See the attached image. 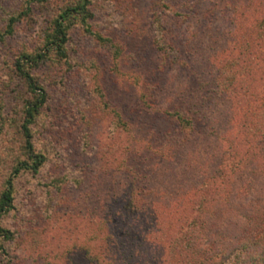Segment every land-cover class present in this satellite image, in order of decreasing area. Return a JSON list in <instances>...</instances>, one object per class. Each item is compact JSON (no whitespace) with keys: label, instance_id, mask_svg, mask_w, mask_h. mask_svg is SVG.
Here are the masks:
<instances>
[{"label":"rangeland","instance_id":"obj_1","mask_svg":"<svg viewBox=\"0 0 264 264\" xmlns=\"http://www.w3.org/2000/svg\"><path fill=\"white\" fill-rule=\"evenodd\" d=\"M62 4L0 0V195L22 157L13 65L39 49ZM91 7L113 45L79 24L67 56L35 70L48 100L32 128L47 160L15 179L0 264H193L211 239L238 240L264 216V0ZM188 230L197 254L175 243Z\"/></svg>","mask_w":264,"mask_h":264},{"label":"trees","instance_id":"obj_2","mask_svg":"<svg viewBox=\"0 0 264 264\" xmlns=\"http://www.w3.org/2000/svg\"><path fill=\"white\" fill-rule=\"evenodd\" d=\"M61 2L63 4L57 14L51 19V27L46 30L44 40L39 49L34 52L24 51L18 56L14 62L13 72L10 77V82L15 79L20 87L17 89L20 92L21 101L19 104L21 118L18 130L22 157L17 158L0 195V248L4 247L3 241L11 240L14 237L13 232L1 224V220L6 213L15 207V179L24 171H39L47 160L45 154L36 150L32 128L48 100L47 90L38 79L35 70L54 56L57 58L67 56L70 32L73 27L79 24L86 27L90 33L101 41L113 45L111 38L103 36L92 29L90 21L94 14L91 6L94 0H61ZM31 11L30 2L26 10L12 14L5 29V34L14 33L17 23L23 19L24 15L30 14ZM158 20L161 22L159 16ZM115 53L118 56L117 49ZM169 113L173 115L181 127L195 128L194 113L187 110H176ZM114 115L122 119L118 111H115ZM122 124L125 125L123 119ZM126 209L128 214L135 210L133 205L126 206ZM191 224L193 232L195 226L197 227V222L194 220ZM204 226L202 224V227ZM190 233L191 231L187 232V237L183 240L177 238L175 243H183L182 245L194 252L191 242L194 235L190 237ZM224 241L218 242L211 239L210 242L216 245L213 244L211 247H206L203 252L205 254L204 258L194 260L193 264H264V216L256 224L250 223L247 225L245 234L240 239L229 240L227 243ZM194 253L197 254V252Z\"/></svg>","mask_w":264,"mask_h":264}]
</instances>
